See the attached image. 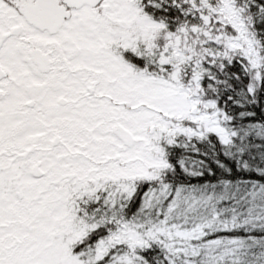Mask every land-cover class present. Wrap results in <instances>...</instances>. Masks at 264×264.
<instances>
[{"label":"snow or ice","instance_id":"snow-or-ice-1","mask_svg":"<svg viewBox=\"0 0 264 264\" xmlns=\"http://www.w3.org/2000/svg\"><path fill=\"white\" fill-rule=\"evenodd\" d=\"M0 264H264V0H0Z\"/></svg>","mask_w":264,"mask_h":264}]
</instances>
